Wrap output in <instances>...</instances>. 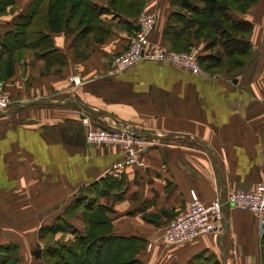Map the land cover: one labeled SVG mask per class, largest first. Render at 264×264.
<instances>
[{"label":"crops","instance_id":"crops-1","mask_svg":"<svg viewBox=\"0 0 264 264\" xmlns=\"http://www.w3.org/2000/svg\"><path fill=\"white\" fill-rule=\"evenodd\" d=\"M2 1L0 83L15 105L38 103L0 110V245H16L25 264L31 244L68 243L70 231L44 229L62 219L82 234L75 200L84 197L107 209L110 235L143 239L139 264L198 256L264 264V233L236 207L224 208L220 231L186 244L162 245L160 233L186 211L189 190L209 204L264 181V0L237 14L252 24L244 68L233 74L217 66L206 75L146 60L108 73L139 12L155 16L151 41L170 48L163 30L171 14L183 13L171 0H62L58 30L48 25L52 0ZM207 51L199 53L203 65L225 56ZM84 119L132 129L147 144L135 163L113 170L120 148L85 143Z\"/></svg>","mask_w":264,"mask_h":264},{"label":"trees","instance_id":"trees-1","mask_svg":"<svg viewBox=\"0 0 264 264\" xmlns=\"http://www.w3.org/2000/svg\"><path fill=\"white\" fill-rule=\"evenodd\" d=\"M52 1L47 11L48 25L51 30H58L63 21V3L59 0L54 5V0ZM171 2L183 10V13L174 12L169 16L167 26L163 30V36L170 42V48L166 50H186L191 47V37L204 38L208 44L212 41L213 45H220L225 53L219 54L225 55L221 60L210 58V62L203 65L206 70L226 66L227 71L233 69L232 72L235 74L244 68L252 54L248 39L252 32V24L237 14L246 13L257 0H196V3L193 0H171ZM2 3L5 4L6 1L3 0ZM87 3L88 1L86 5ZM100 183L104 185L105 181L95 183L94 187ZM95 201L96 198L84 197L75 200L82 211L85 227L82 234L62 219H57L53 225L44 229L46 233L70 231L73 234L72 240L68 243H60L45 250L50 264H139L135 255L144 248L143 239L110 235L107 209ZM262 242L264 243V236ZM198 260L199 256L187 264H220L212 257L202 259V262ZM19 262L16 245H0V264Z\"/></svg>","mask_w":264,"mask_h":264},{"label":"built area","instance_id":"built-area-1","mask_svg":"<svg viewBox=\"0 0 264 264\" xmlns=\"http://www.w3.org/2000/svg\"><path fill=\"white\" fill-rule=\"evenodd\" d=\"M155 26V16L149 12H139L134 20V29L127 37L125 48L110 60L109 74H116L129 68L138 61L164 62L193 74L206 75L196 62L192 51H168L151 41L150 36ZM75 82L77 79L70 78ZM0 83V110L14 105ZM84 140L88 145L115 144L123 155L121 160L111 165L113 170L137 161L147 140L139 135L117 129L116 127H94L85 119ZM225 207H236L254 215L257 221V234L264 233V181L248 191L232 190L225 197H216L213 202L204 204L193 190H189L186 211L169 220L163 227L161 239L164 245H182L195 238L216 233L222 229Z\"/></svg>","mask_w":264,"mask_h":264},{"label":"rangeland","instance_id":"rangeland-1","mask_svg":"<svg viewBox=\"0 0 264 264\" xmlns=\"http://www.w3.org/2000/svg\"><path fill=\"white\" fill-rule=\"evenodd\" d=\"M193 1H194V3H196V0H193ZM202 39H203L202 44H204L203 46L200 45L202 47L198 46L199 44H195V42L193 40L191 42V47L190 48H187L186 50H179V51H187V52L192 51V52H194L195 59H196V62L198 64V66L200 68H202L203 71H206V69L203 68V63H200V60H199L200 55H199V53H202L205 50H208L207 51L208 54H210V53L214 54L215 53V55H219L220 52H222V54H225V53H224V51H223V49H222V47L220 45H216L215 43H214L215 45H213V42L212 41L210 42V44H208L207 43V40H205L204 38H202ZM198 43H199V41H198ZM205 43H207V44H205ZM208 63H209V61L206 62V65ZM223 69H224V67L222 66L220 68V70H223ZM232 70H230V71L232 72ZM15 106L16 105L14 104L11 107H9L8 109H14ZM31 233H33V235H34V232L33 231ZM160 233H161V231H160ZM37 234L40 236V231H37ZM162 245H164V244L162 243ZM44 246L41 247V248H40V245H38V244H34V245L31 244L30 246H28V249L30 250V254L28 255L29 262L28 263H25V264H50L51 261H50L49 257L47 255H45L44 250H46L47 248L52 247V246H50V245L49 246H45L46 249H44ZM37 249L40 252H39V255L36 257V256H34V254L32 252L34 250H37ZM17 254H18V251H17ZM18 257H19V255H18Z\"/></svg>","mask_w":264,"mask_h":264},{"label":"water","instance_id":"water-1","mask_svg":"<svg viewBox=\"0 0 264 264\" xmlns=\"http://www.w3.org/2000/svg\"><path fill=\"white\" fill-rule=\"evenodd\" d=\"M35 103H38V101H27V102H23V103H21V104H19V105H16L15 107H14V109H18V108H20L21 106H25V105H27V104H35ZM117 129H120V130H123V131H126V132H129V133H132V134H134V135H138L134 130H132V129H129V128H126V127H116ZM140 135V134H139ZM39 250L37 249V250H34L32 253L34 254V256H38L39 255Z\"/></svg>","mask_w":264,"mask_h":264}]
</instances>
